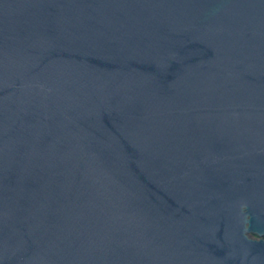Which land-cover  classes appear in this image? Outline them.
Returning a JSON list of instances; mask_svg holds the SVG:
<instances>
[{
	"label": "water",
	"instance_id": "95a60500",
	"mask_svg": "<svg viewBox=\"0 0 264 264\" xmlns=\"http://www.w3.org/2000/svg\"><path fill=\"white\" fill-rule=\"evenodd\" d=\"M250 228L264 0H0V264H264Z\"/></svg>",
	"mask_w": 264,
	"mask_h": 264
},
{
	"label": "flooded vegetation",
	"instance_id": "af4514ba",
	"mask_svg": "<svg viewBox=\"0 0 264 264\" xmlns=\"http://www.w3.org/2000/svg\"><path fill=\"white\" fill-rule=\"evenodd\" d=\"M247 227H249V224H247ZM247 234L254 239H264V232L259 231V230H254L252 228L249 229V231L247 232Z\"/></svg>",
	"mask_w": 264,
	"mask_h": 264
}]
</instances>
